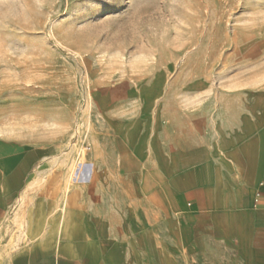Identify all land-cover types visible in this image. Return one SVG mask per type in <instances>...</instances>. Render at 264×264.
<instances>
[{
	"label": "rangeland",
	"instance_id": "1",
	"mask_svg": "<svg viewBox=\"0 0 264 264\" xmlns=\"http://www.w3.org/2000/svg\"><path fill=\"white\" fill-rule=\"evenodd\" d=\"M120 81V111L217 144L264 97V0H0V137L54 150L37 191L107 142L99 98ZM247 236L225 264H264V229Z\"/></svg>",
	"mask_w": 264,
	"mask_h": 264
},
{
	"label": "crops",
	"instance_id": "2",
	"mask_svg": "<svg viewBox=\"0 0 264 264\" xmlns=\"http://www.w3.org/2000/svg\"><path fill=\"white\" fill-rule=\"evenodd\" d=\"M130 89L99 98L107 142L66 190L37 191L57 162L48 145L0 137V264H225L264 229V97L215 144L137 122L120 111ZM26 200L16 230L6 221Z\"/></svg>",
	"mask_w": 264,
	"mask_h": 264
},
{
	"label": "built area",
	"instance_id": "3",
	"mask_svg": "<svg viewBox=\"0 0 264 264\" xmlns=\"http://www.w3.org/2000/svg\"><path fill=\"white\" fill-rule=\"evenodd\" d=\"M87 149H89V148H87Z\"/></svg>",
	"mask_w": 264,
	"mask_h": 264
}]
</instances>
